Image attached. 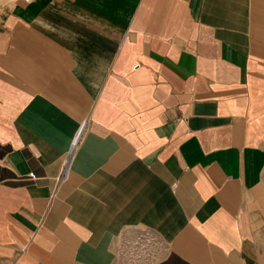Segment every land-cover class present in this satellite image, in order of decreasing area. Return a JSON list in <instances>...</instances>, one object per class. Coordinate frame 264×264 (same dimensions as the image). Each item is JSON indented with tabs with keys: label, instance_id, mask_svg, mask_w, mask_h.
I'll return each mask as SVG.
<instances>
[{
	"label": "crops",
	"instance_id": "0c3cea01",
	"mask_svg": "<svg viewBox=\"0 0 264 264\" xmlns=\"http://www.w3.org/2000/svg\"><path fill=\"white\" fill-rule=\"evenodd\" d=\"M141 230L151 264H264V0L15 1L0 264H134Z\"/></svg>",
	"mask_w": 264,
	"mask_h": 264
},
{
	"label": "rangeland",
	"instance_id": "374dc122",
	"mask_svg": "<svg viewBox=\"0 0 264 264\" xmlns=\"http://www.w3.org/2000/svg\"><path fill=\"white\" fill-rule=\"evenodd\" d=\"M17 0H0V16L6 13ZM164 246L148 230L137 232L132 239L125 241L124 251L134 264H151L158 258Z\"/></svg>",
	"mask_w": 264,
	"mask_h": 264
},
{
	"label": "built area",
	"instance_id": "2783aa9c",
	"mask_svg": "<svg viewBox=\"0 0 264 264\" xmlns=\"http://www.w3.org/2000/svg\"><path fill=\"white\" fill-rule=\"evenodd\" d=\"M24 1H34V0H24ZM76 142H74V146H75ZM31 177H35L34 173H30ZM68 178V169H67V165H65L62 174L59 177V180H65Z\"/></svg>",
	"mask_w": 264,
	"mask_h": 264
}]
</instances>
